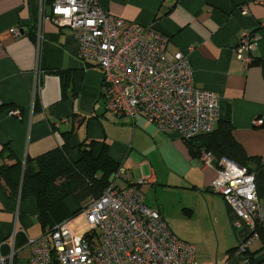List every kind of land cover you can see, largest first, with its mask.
<instances>
[{
    "label": "crops",
    "instance_id": "crops-1",
    "mask_svg": "<svg viewBox=\"0 0 264 264\" xmlns=\"http://www.w3.org/2000/svg\"><path fill=\"white\" fill-rule=\"evenodd\" d=\"M103 11L140 26L153 27L168 38L169 54L188 56L194 85L218 96L216 123L228 122L234 140L264 171V2L258 0H98ZM51 4L48 0L45 11ZM245 6L247 13L240 9ZM40 0H0V150L8 147L20 161L34 159L61 147L70 133V156L78 158L82 142H104L110 157L125 171V184L152 176L153 185L141 187L145 203L168 225V215L146 196L158 186L160 192H186L195 204L181 210L187 219L207 228L215 247L202 245L196 264H241L233 255L246 237L235 227L237 216L223 198L209 187L216 169L203 167L198 154L178 135L159 132L143 117L133 121L112 118L101 97V73L81 61L78 45L67 28H59L47 15L41 20ZM42 21V38L36 30ZM23 35L11 36V29ZM258 32L255 60L244 66L235 48L244 33ZM42 72L41 88L35 91V71ZM18 108L21 118L8 115ZM130 126V127H128ZM194 146L198 142L193 141ZM138 161V164L136 162ZM148 203V204H147ZM67 207L75 208L72 198ZM77 223L76 225H79ZM169 226V225H168ZM170 228V226H169ZM171 229V228H170ZM189 244L190 239L177 235ZM44 234L34 200L8 197L0 186V256L12 254V264H29L32 246ZM210 240V237H207ZM193 245V244H192ZM194 246V245H193ZM258 240L250 249H260ZM233 250V251H231ZM264 259V250L254 260Z\"/></svg>",
    "mask_w": 264,
    "mask_h": 264
},
{
    "label": "built area",
    "instance_id": "built-area-1",
    "mask_svg": "<svg viewBox=\"0 0 264 264\" xmlns=\"http://www.w3.org/2000/svg\"><path fill=\"white\" fill-rule=\"evenodd\" d=\"M40 1L41 20L47 15L59 28L69 29L78 45V58L100 70L101 97L110 117L132 121L143 117L159 132L176 134L181 140L214 130L218 96L194 85L188 56L169 54L166 36L151 26L106 13L98 0H53L48 12L46 0ZM240 11L245 14L247 8ZM41 20L36 30L38 46ZM9 33L14 38L23 35L16 28ZM259 38L258 32L244 33L235 48L246 67L255 60ZM41 73L35 71V91L41 88ZM8 115L20 119L21 111L12 108ZM253 123L264 125L261 118ZM199 161L203 167H215L209 190L235 212V227L248 232L233 255L242 258L241 264H249L248 251L264 230V202L257 196L254 175L208 153L202 152ZM125 180V171L119 168L101 196L91 199L76 218L29 241V264H196L195 246L176 237L145 203L141 187L153 185L154 178L142 176L131 185ZM0 264H12V254L0 256Z\"/></svg>",
    "mask_w": 264,
    "mask_h": 264
},
{
    "label": "trees",
    "instance_id": "trees-1",
    "mask_svg": "<svg viewBox=\"0 0 264 264\" xmlns=\"http://www.w3.org/2000/svg\"><path fill=\"white\" fill-rule=\"evenodd\" d=\"M48 2V0H46ZM50 3L53 0H49ZM232 126L228 122L216 123L211 133L184 140L198 154L208 153L215 160L225 158L254 175L257 196L264 202V171L258 158L249 157L234 140ZM70 133L64 135L61 147L47 151L34 159L18 160L8 147L0 150V186L8 197L20 196L21 200L32 199L38 209V221L45 233L76 218L91 199L101 196L120 168L109 155V146L104 142H82L77 159L70 156ZM193 141L198 142L194 146ZM7 155V156H5ZM72 198L75 208L67 207ZM260 249L248 251L249 264H264V259L254 260L257 252L264 250V230L260 231ZM235 250V249H233ZM231 250V251H233Z\"/></svg>",
    "mask_w": 264,
    "mask_h": 264
},
{
    "label": "rangeland",
    "instance_id": "rangeland-1",
    "mask_svg": "<svg viewBox=\"0 0 264 264\" xmlns=\"http://www.w3.org/2000/svg\"><path fill=\"white\" fill-rule=\"evenodd\" d=\"M136 164H138V161ZM155 198L160 205H162L166 215H168L169 218L167 222L170 228L176 232L177 235H182L190 239V243L195 246L196 257L197 253L199 254L201 252L202 245H208L211 248L215 247V241L209 233V230L203 228L197 221L187 219L181 211L183 209L182 202L187 206L195 204L194 195L186 192H160L159 187L156 186L151 190V193L146 196V202L151 203L150 201L153 202ZM207 237H210V240H208Z\"/></svg>",
    "mask_w": 264,
    "mask_h": 264
},
{
    "label": "water",
    "instance_id": "water-1",
    "mask_svg": "<svg viewBox=\"0 0 264 264\" xmlns=\"http://www.w3.org/2000/svg\"><path fill=\"white\" fill-rule=\"evenodd\" d=\"M5 156H7V155H5Z\"/></svg>",
    "mask_w": 264,
    "mask_h": 264
}]
</instances>
